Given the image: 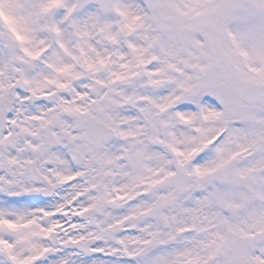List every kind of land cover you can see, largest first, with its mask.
Returning <instances> with one entry per match:
<instances>
[{
    "label": "snow or ice",
    "instance_id": "1",
    "mask_svg": "<svg viewBox=\"0 0 264 264\" xmlns=\"http://www.w3.org/2000/svg\"><path fill=\"white\" fill-rule=\"evenodd\" d=\"M0 264H264V0H0Z\"/></svg>",
    "mask_w": 264,
    "mask_h": 264
}]
</instances>
